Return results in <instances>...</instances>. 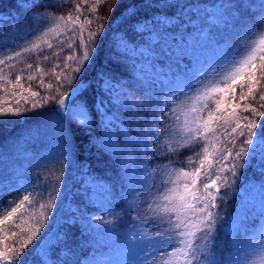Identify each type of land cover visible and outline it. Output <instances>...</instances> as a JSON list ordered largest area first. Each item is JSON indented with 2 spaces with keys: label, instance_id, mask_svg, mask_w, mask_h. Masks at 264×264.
I'll list each match as a JSON object with an SVG mask.
<instances>
[{
  "label": "snow or ice",
  "instance_id": "6c2138e0",
  "mask_svg": "<svg viewBox=\"0 0 264 264\" xmlns=\"http://www.w3.org/2000/svg\"><path fill=\"white\" fill-rule=\"evenodd\" d=\"M25 3L29 8H35V12L30 15L32 28H35L37 18L48 13L50 8L61 7V0H54L51 4L41 3L40 0H25ZM120 3L122 0H112L109 13ZM185 7L188 6L179 3V0H132L125 7V12L127 19H135L142 11L166 10L156 17L145 15L144 24L135 20L134 31L137 35H142L148 28L149 20L152 21V27L148 30L153 32L157 26L167 31L173 22L181 24ZM244 9L247 8L243 3L237 4L230 10V19L227 20L223 19V14H218L225 26L231 25L235 35L243 38L241 43L233 48L227 41L221 43L216 40L215 46L221 49L220 55L204 61L193 73L178 72L172 81L162 82L166 92L152 95L151 86L154 83L149 84L144 91L145 99L149 100L147 107L150 111L137 117L143 121V131L139 133L135 143L143 147L144 156L151 157L139 178L141 186L147 192L142 194L135 190L131 201H125L124 208L130 216L131 224L128 229V246L135 250L137 264H219V261L209 258V239L215 230L219 215L217 209L228 195L227 189L244 175L257 150L264 149V120H258L259 117H264V111H260L264 109V36H261L258 43L250 39L257 32L258 26L250 27L242 20ZM75 10L79 13L80 6L77 5ZM260 10L264 13V4L260 5ZM58 19L67 23L72 21V16L69 15L67 20L64 16ZM76 21L79 22V16ZM87 23L91 25L92 21ZM14 27L18 32L24 31L19 30L18 25ZM31 34L34 35L35 32ZM103 35V29L98 26L97 31L88 33L87 38L81 36L85 63L75 69L78 76L74 78V83L67 77L62 79L59 75L56 76L60 83L55 94L50 97L55 101L53 111L56 117L52 134L63 149L61 155L65 158L73 152L76 132H82L89 138L87 143H93L92 130L96 127L94 116L100 118V126L104 129L102 140L97 142L98 146L117 154L122 152L108 135L110 125L118 119L116 116L109 118L108 105L120 104L127 108L131 103L143 106L142 101H125L124 97L131 96V93L123 92L119 88V82L107 72H96L91 80L87 78V73L94 67L98 42ZM0 37H3L0 44L5 46L10 37L19 38L18 33L10 34L3 30H0ZM202 37L204 41L211 39L206 33H202ZM119 43L123 44L124 40ZM30 50L24 49L25 52ZM20 55V52L16 53V56ZM67 59L71 60L72 57ZM28 67L31 68L32 65L29 64ZM69 83L72 86L66 88L65 85ZM48 88L51 89L52 85H48ZM62 88L64 91L60 90ZM28 91L33 97L38 95L31 89ZM152 100H155L154 104L151 103ZM237 101L250 102L244 103L241 109V103ZM32 107L35 108L36 105L33 104ZM241 112H250L253 118L242 115ZM4 115L19 116L20 113L15 111ZM121 134L126 135L124 128H121ZM128 139L131 141V137ZM197 145L198 148L195 147ZM186 148L194 153V156H189L188 162H198L195 169L175 167L179 163L181 150ZM84 150L86 149L81 147V151ZM222 185L225 188L223 195ZM4 191V187L0 185V196ZM7 191L25 194L19 202L13 198L0 203V209L11 208L7 215L0 218V245H3L0 248V264H85L89 260L81 261L68 247V233L60 231L63 225H67L69 229L75 227L78 218L74 214L64 219V211L78 213L79 209L73 210L71 204L62 209L57 202V196L61 192L55 186L52 191L45 188L44 192L51 200L47 207H55L56 211L61 212L60 219H57L56 212L45 214L46 223L40 240L33 244V240L41 233V227L28 233L26 240H19L21 247L27 251L18 250L16 240L9 244L8 240L18 237V232L13 227L9 237L4 225L25 208V202L29 201L30 194L35 190L16 188ZM107 196L110 193L106 194V198ZM40 207L44 208L45 205ZM49 216L51 219H48ZM89 219L93 226L101 223L112 226L115 224L111 220L100 221L94 217ZM23 223L27 224L28 221ZM201 234L205 237L203 242ZM250 247L255 251L247 256L244 264H257V258L258 264H264V227H261ZM234 264H239V258Z\"/></svg>",
  "mask_w": 264,
  "mask_h": 264
},
{
  "label": "trees",
  "instance_id": "16d2710c",
  "mask_svg": "<svg viewBox=\"0 0 264 264\" xmlns=\"http://www.w3.org/2000/svg\"><path fill=\"white\" fill-rule=\"evenodd\" d=\"M20 0H0V12H15L19 16V21L27 20V24H30L31 12H35V8L24 9L20 4ZM218 0H179L186 6L195 4H209L217 2ZM224 4H227L226 12L229 16L230 10L234 9L237 4L243 3L245 6L242 17L243 21L248 24L254 21H263L264 13L260 10V5L264 4V0H223ZM41 3L51 4L54 0H40ZM132 0H122V3L115 5L114 10L110 13L108 11L112 0H61V7L59 9L49 10V16L44 20V26L37 32L34 37L30 40H25L24 37L13 39L11 37L7 42V46L0 44V147H4L10 139L22 131L26 125L33 126L46 124L47 121L56 119L54 114L55 101L50 99L55 94L56 88L60 83L56 76L59 75L62 79L67 77L73 83L74 78L78 76L75 69L79 68L85 61L83 60L84 44L81 43V36L87 38L89 32L97 31L98 26L103 29L104 35L98 42V54L95 58V64L93 69L87 73V78L92 79L96 72H107L109 75L114 77L115 81L119 82V88L123 92L131 93V96L137 97L139 101L143 102V106H135L133 108L128 104V108L122 107L123 105L117 104L116 106L108 105L109 112L114 116L118 117L122 123H127L129 128L135 130L138 127L141 128L143 123L142 120H138L137 117L145 115L150 109L147 107L149 100L145 99L144 91L148 89L150 81L145 80L139 74L135 73L124 61L115 49V45L112 42V36L116 32H121L124 38L129 42L138 43L141 39L134 31L135 20L140 22L145 20V15L148 17H156L159 14L165 12V9L160 10H148L146 13L141 12L140 15L135 19H127L125 22L116 27L114 24L115 20L125 13V7L131 3ZM79 5L81 11L76 12V6ZM39 5H37L38 7ZM182 11V16L185 14ZM233 14V13H232ZM235 14V13H234ZM71 15L72 21L63 22L58 19L60 16H64L65 20ZM179 15V13H178ZM79 16V22L76 21V17ZM127 17V16H126ZM230 17V16H229ZM91 20L92 24L89 25L87 22ZM31 25V24H30ZM19 26H22L21 24ZM54 29L55 31H50ZM222 32L227 31L226 28L221 29ZM7 33H12L11 26L7 27ZM221 32V33H222ZM220 33V35H221ZM3 37H0L2 40ZM173 45L175 46L180 40L173 38ZM86 42V39H85ZM52 46L49 47L48 45ZM31 49L25 52L24 49ZM20 52V56H16V53ZM89 55L91 50L89 49ZM71 56L72 59L68 60L67 57ZM12 57V59H9ZM148 61V60H144ZM189 63V62H188ZM32 65L31 68L28 65ZM58 65V67H57ZM19 77V80H17ZM52 85L49 89L48 85ZM72 83L66 84V88H70ZM156 85L152 84L151 93L156 95ZM28 89L37 92L38 95L33 97L30 95ZM64 91V89H60ZM125 100V98H124ZM126 101V100H125ZM155 100H152L153 103ZM250 101L240 102L241 109L244 103ZM36 107L33 108L32 105ZM256 106L255 104L253 105ZM19 111V116L5 117V113H12ZM240 110L238 109V112ZM264 111V109H260ZM247 115L249 118H253L252 114L242 113ZM96 127L92 130V137L94 138L93 143H87L89 139L82 132L75 133V148L74 157H70V161L75 158L79 165L87 169L90 173L96 177L110 182L115 191H119V188L123 186V180L121 176V167L117 165L116 159L111 157L107 152L101 150L96 143V139H99L103 133L100 126V118L93 117ZM258 120H264V117H259ZM45 131H43L44 133ZM42 133V135H43ZM41 135V136H42ZM40 136V137H41ZM59 144V143H58ZM83 147L84 151H81ZM136 152L137 147H133ZM181 155L193 156L194 153L189 149H186ZM179 163L175 166H179L181 163V156L178 157ZM256 161V158L252 160V163ZM195 165H191L194 168ZM71 173V166L64 156L55 160L51 164L43 165L35 169H28L25 174V179L21 185L16 186H5L4 194L0 196V203H4L6 200L15 199L17 202L23 199L25 193H17L15 191H7L8 189L16 188H30L34 189L30 194L29 201L25 202V208L21 209L15 217L12 218L8 224L4 225V229L8 232L11 237V230L13 227L18 232V237H11L8 243L11 244L13 240H16V247L20 251H27L23 249L19 243L20 239L26 240L28 233L36 227H41V233L36 236L33 240V244L40 240V236L43 235L45 214L50 212H56L55 207L49 209L47 205L51 202L50 197L44 192L47 188L52 191L53 186L60 189L61 194L57 196V202L61 204L65 199V183L68 180ZM244 176L248 179L250 176L254 177L255 183H262L264 173L257 171L249 164L248 169L245 171ZM68 177V178H67ZM241 184L237 182L231 188H228V195L225 199L220 202V206L217 211L219 213L215 230L211 234L209 246V258H214L219 261V264H234L236 259H232L233 248L240 246V253L244 257V260H239V264H244L247 260V256L252 254L254 248L246 245L243 240L246 236L256 234L261 227L263 216L260 214L256 215V218L245 222L244 234H240L237 237V243L232 241L229 236L225 233L224 226L232 213L233 205L231 201H228L230 196L235 193ZM79 187L73 186L70 191L73 194L74 199L83 202L82 197L78 193ZM260 199L259 204H263L264 200V186L260 188ZM225 192V188L222 186L221 194ZM120 208L121 214L117 218L118 225L111 230L115 232L118 230L122 232V235L128 234L127 225L130 224V216L124 211L125 198L120 197ZM233 201V200H232ZM45 205L41 208L40 205ZM11 211V208L0 209V218L7 215ZM48 219H51L49 216ZM27 220L28 223L23 222ZM22 225V226H21ZM63 232L68 233V247L80 258L86 256L91 252L92 249L102 246L101 241L95 240L91 237L92 231L82 224L76 223L75 227L71 229L67 225L63 227ZM2 235V234H0ZM123 236V237H124ZM205 239L204 235L201 234V241ZM87 242L90 244L87 245ZM245 245V247H242ZM3 245H0L2 248ZM31 248V245H29Z\"/></svg>",
  "mask_w": 264,
  "mask_h": 264
},
{
  "label": "rangeland",
  "instance_id": "374dc122",
  "mask_svg": "<svg viewBox=\"0 0 264 264\" xmlns=\"http://www.w3.org/2000/svg\"><path fill=\"white\" fill-rule=\"evenodd\" d=\"M223 2V0H220L215 4H196L195 6H191V8L187 10L183 19H181L182 23L175 24L173 22L167 31H164L159 26H157L155 32L148 30L152 27V23L148 21V28L143 31V37L142 39L140 38L141 40L137 44L125 40L122 33L114 34L112 42L115 45L116 51L123 56L124 61L128 63L129 67L134 72L141 75L144 79L156 84V95H159L161 92L167 91L162 82L168 83L172 81L175 74L178 72L183 71L193 73L197 70V67L202 66L204 61L211 60L220 55L221 49L215 46L216 40L221 43L227 41L233 48L242 42L243 38L235 35L231 25L225 26L218 15L223 14L224 20L230 19V17L226 15V6ZM20 4L24 9L29 8L25 3V0L20 1ZM46 14L38 17L35 28H32L31 25H24L27 23L25 20L22 21L24 24L21 23L22 26H19L17 15L15 13H0V30L6 31L7 27L11 26L12 33H18V37H24L25 40H30L44 26L43 22L46 18ZM17 25L19 30L24 31L18 32V29L14 27ZM248 25L250 27L258 26L257 32L250 37V39H254L258 43L261 36H264V31L259 30L264 29V20L254 21ZM217 27H226L227 31H217L216 34L215 30H217ZM32 32H35V34L32 35ZM202 33H206L211 39L204 41ZM172 37H178L177 39L180 40L175 46L173 45ZM10 39L11 37L9 40ZM120 40H124V43L120 44ZM144 60L148 61L146 62ZM124 98L126 101L139 100L134 96H125ZM154 103L155 101L153 104ZM129 104L133 108L136 106L131 103ZM108 116L109 118L113 117L111 114H108ZM142 116L144 115H141V117ZM54 122L55 120H52L48 122V124L32 126L12 137L9 144L0 148V185L3 187L7 185H20L27 169H35L62 156L61 153L63 149L52 134V126ZM110 128L111 131L108 135L111 136L114 143L123 151L117 154L116 152L102 146H99V148L116 159L117 165L121 167L122 180L127 184V190L125 192L122 191V195L131 201L135 190H139L142 194L147 192V189L141 186L139 178L143 175V169L146 166V162L149 161L151 157L144 156L143 153L145 150L143 147L135 143V140L139 133L143 131V128L137 126V128L133 130L129 128L127 123L122 125L117 121L110 125ZM121 128L125 129L126 135L121 134ZM43 131L45 132L43 133ZM102 131L104 133L103 128ZM129 137H131V141H129ZM101 140L102 135L95 141L97 143ZM134 146L137 147L138 152L134 150ZM195 147L198 148L199 145ZM217 147H220V145H217ZM186 149H182L181 154L186 151ZM75 150L76 148L74 147L73 152H75ZM72 155L73 154L70 156ZM180 156L181 163L179 166L175 167L181 168L183 166L189 167L190 164L192 165V163L188 162V156ZM255 157L257 161L252 164V167L254 169L257 168V171L264 172V149H258ZM250 162H252V160ZM250 162L249 164H251ZM71 168L72 171H74L71 175L72 180H76L77 183L82 185V187L91 188V193L88 195L89 210L85 209V219L94 217L100 221H112L116 215L117 206L111 196L109 186L101 181L93 180V178L84 172L80 173L79 170L81 168L77 164V160L71 161ZM184 169L190 170L189 168ZM252 180L253 177H251L250 180L243 176L240 177L239 181L243 183V186L233 195L234 199L237 201L236 209L225 230L231 239L235 238V243L238 242L237 235L240 234L242 221L253 218L255 216L253 215L254 212L263 216L261 227H264V207L263 209H260V207L262 208V204L259 206L260 190H258V188H261V185L264 186V178L262 179V183L254 182V184ZM107 193H110V196H107L106 198ZM129 196L131 199L128 198ZM65 202L67 203L66 205L71 204L73 210L77 208L80 210V207L73 203L69 195H66ZM105 209H107V211ZM66 212L67 215L70 213L78 215L79 213H75L74 211ZM113 212L115 213L114 215ZM108 226L110 225L101 223L95 227L98 228L96 233L97 238L104 241L106 247H110V249L107 251L91 253L81 261L89 259L85 261V264H137L135 250L128 253L126 252L125 256H121L123 258L119 257L122 255L118 247L119 245H115V243L110 244L109 242V239H111L113 234L108 231ZM257 233L245 237L243 242L250 246L253 240L257 238ZM203 240L204 239H202L201 242H203ZM126 244L129 250L130 247L128 246V242ZM210 247L211 246H209V249ZM242 247H245V245ZM239 249L240 246L233 248L232 259L239 258V260L242 261L244 260V257Z\"/></svg>",
  "mask_w": 264,
  "mask_h": 264
},
{
  "label": "bare ground",
  "instance_id": "6f19581e",
  "mask_svg": "<svg viewBox=\"0 0 264 264\" xmlns=\"http://www.w3.org/2000/svg\"><path fill=\"white\" fill-rule=\"evenodd\" d=\"M145 22V20L144 21H142L141 23H144Z\"/></svg>",
  "mask_w": 264,
  "mask_h": 264
}]
</instances>
